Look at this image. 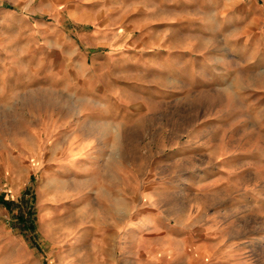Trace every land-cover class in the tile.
Returning <instances> with one entry per match:
<instances>
[{"label": "rangeland", "instance_id": "374dc122", "mask_svg": "<svg viewBox=\"0 0 264 264\" xmlns=\"http://www.w3.org/2000/svg\"><path fill=\"white\" fill-rule=\"evenodd\" d=\"M30 1L0 0V264H264V0L205 2L202 25L197 8L188 10L194 35L209 36L185 46H217L218 63L208 55L206 62L222 71L193 74L180 65L179 102L149 103L162 122L133 111L132 121L147 120L124 139L100 137L91 122L99 118L89 103L99 78L91 47L57 0L46 13L44 0L28 8ZM34 9L46 16L43 25ZM129 88L132 97L145 93ZM123 164L147 183L184 171L193 195L190 208L175 213L179 229H42L46 211L75 210L80 197L101 195L88 196L65 225L90 220ZM206 210L208 229L185 228Z\"/></svg>", "mask_w": 264, "mask_h": 264}, {"label": "crops", "instance_id": "0c3cea01", "mask_svg": "<svg viewBox=\"0 0 264 264\" xmlns=\"http://www.w3.org/2000/svg\"><path fill=\"white\" fill-rule=\"evenodd\" d=\"M32 1L35 0L28 2V8ZM52 1L55 0H44L42 12L46 13L47 8L52 6ZM57 1L59 9H64V19L74 26L80 40L91 47V57L97 63L92 72L99 77L96 87L92 86L96 96L89 103L96 107V114L99 115L98 119L92 118L91 122L102 130L100 137L124 139L129 136L127 131L152 116L158 117L157 121L162 122V110L150 109L149 103L167 106L179 102L178 75L183 72L180 65L185 67L186 73L196 74L202 71L205 74H216L222 71L219 65H215L219 58L217 46L211 43L206 48L210 50L205 51L198 49L200 43L185 46L196 36L200 40L209 36L203 32L194 35L188 10L197 8V22L202 25L203 6L210 0ZM66 10L69 12L66 13ZM183 11L185 13L180 16ZM34 12L37 19L42 21L37 24L43 25L46 16L36 10ZM32 24L36 23L32 21ZM180 35L183 38L182 44L179 41ZM207 55L212 57L214 65L206 62H211ZM154 58L162 60L155 64ZM157 73L167 75L164 82L157 80L154 76ZM138 74L144 75L142 80H138L136 76L130 77ZM148 74L150 75L146 76ZM92 78L95 79V76ZM131 85H137L145 92L144 95L138 93V96H129L127 91ZM221 87L220 83H214L210 88ZM167 91H174V95L169 97ZM139 109L146 111L147 118L140 117L132 121L130 114ZM169 112L178 115V111ZM187 128L182 131L186 132ZM158 131L161 132V129ZM179 157L192 158L188 153H181ZM209 158L212 162L216 161L215 156L210 153ZM121 168L123 171L120 177L113 175L106 180L102 190L106 206L92 212L90 220L83 222L84 217L80 215L81 219L75 227L65 225L67 216L69 218L72 214L84 212L87 204L83 201L88 196L90 201L95 202L101 199V195L87 194L80 197L75 200L78 202L75 210L46 211L42 229H179L182 224L175 213L179 209L188 210L193 195L184 187L190 183L180 176L184 171L174 173L177 179L175 181L161 182L158 178L147 183L144 178H132L130 169L125 164ZM93 178L91 180H95L94 184L100 185L101 180ZM167 195H171L173 199H169ZM210 213L209 210L202 212L199 219L196 218L185 228L208 229Z\"/></svg>", "mask_w": 264, "mask_h": 264}]
</instances>
